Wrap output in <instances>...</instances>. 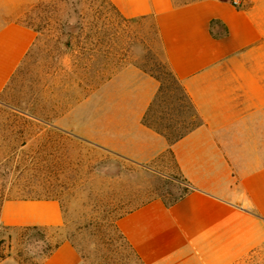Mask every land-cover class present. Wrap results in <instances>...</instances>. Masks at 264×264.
<instances>
[{
    "label": "crops",
    "instance_id": "crops-1",
    "mask_svg": "<svg viewBox=\"0 0 264 264\" xmlns=\"http://www.w3.org/2000/svg\"><path fill=\"white\" fill-rule=\"evenodd\" d=\"M42 0H0V95L36 40L19 20ZM126 18L151 15L170 69L202 124L170 142L142 123L158 82L134 66L111 79L114 117L89 121L66 112L54 125L80 127L79 137L162 176L177 174L188 191L165 205L153 198L121 216L119 230L143 264H249L264 254V0H110ZM217 21V24L211 22ZM226 33L215 36L212 32ZM78 133V131L75 129ZM63 224L56 199H6L0 227L18 264L17 231ZM39 264H80L64 240Z\"/></svg>",
    "mask_w": 264,
    "mask_h": 264
},
{
    "label": "rangeland",
    "instance_id": "rangeland-1",
    "mask_svg": "<svg viewBox=\"0 0 264 264\" xmlns=\"http://www.w3.org/2000/svg\"><path fill=\"white\" fill-rule=\"evenodd\" d=\"M19 20L36 40L0 95V196L55 198L63 224L19 229L15 260L39 264L68 240L80 264H140L118 237L117 216L153 198L170 201L188 185L101 151L79 137L80 127L54 122L66 112L87 114L91 135L97 119L114 117L118 90L110 79L125 66L142 71L159 61L151 20L123 19L105 0H42ZM5 232L0 227V239ZM2 239L0 260L9 255ZM249 264H264V254Z\"/></svg>",
    "mask_w": 264,
    "mask_h": 264
},
{
    "label": "trees",
    "instance_id": "trees-1",
    "mask_svg": "<svg viewBox=\"0 0 264 264\" xmlns=\"http://www.w3.org/2000/svg\"><path fill=\"white\" fill-rule=\"evenodd\" d=\"M108 2L113 9L116 11L117 15L121 18L130 20V21H141L150 18L151 27L153 33V40L157 46L159 61H156L150 67H140L141 70L154 78L158 82V89L150 101L143 117L142 123L147 127L153 129L155 132L165 136L170 142H174L188 132H190L195 127L202 124V120L197 113L188 93L185 91L184 87L180 83V81L175 77L172 70L170 69L166 57L164 55V51L161 45L160 37L158 34V30L155 24V21L151 15H141L137 17L126 18L124 17L115 5L110 0H105ZM195 0H171L172 6H181ZM98 12V11H97ZM99 12L93 16V21L96 22L98 20ZM217 24V21L211 22V27L213 24ZM68 25H73L72 22L67 21ZM215 36L223 35L226 33V28L222 27L220 32H212ZM69 44V42H67ZM186 182V181H185ZM189 188L183 190L182 194L178 197L173 198L170 201H163L165 205H171L177 202L184 194L187 193ZM0 206L2 202L6 199H55V198H39V197H31V196H22L16 198H7L0 196ZM148 202V201H147ZM146 203V202H144ZM142 203V204H144ZM139 206V205H138ZM135 206L134 208L138 207ZM134 208H130L120 213L115 220V229L118 233V237L127 245V247L132 251L136 260L143 264L138 254L134 251L126 237L119 230L116 221L126 214L130 212ZM3 242V239H0V243Z\"/></svg>",
    "mask_w": 264,
    "mask_h": 264
},
{
    "label": "built area",
    "instance_id": "built-area-1",
    "mask_svg": "<svg viewBox=\"0 0 264 264\" xmlns=\"http://www.w3.org/2000/svg\"><path fill=\"white\" fill-rule=\"evenodd\" d=\"M234 5H239L240 4V0H230Z\"/></svg>",
    "mask_w": 264,
    "mask_h": 264
}]
</instances>
